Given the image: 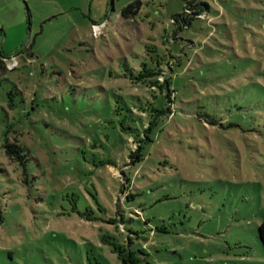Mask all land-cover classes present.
Returning a JSON list of instances; mask_svg holds the SVG:
<instances>
[{
    "label": "rangeland",
    "instance_id": "1",
    "mask_svg": "<svg viewBox=\"0 0 264 264\" xmlns=\"http://www.w3.org/2000/svg\"><path fill=\"white\" fill-rule=\"evenodd\" d=\"M133 1L0 0V151L10 128L36 158L0 156V264H264V0L182 29L185 0ZM90 178L105 209L72 195Z\"/></svg>",
    "mask_w": 264,
    "mask_h": 264
},
{
    "label": "trees",
    "instance_id": "2",
    "mask_svg": "<svg viewBox=\"0 0 264 264\" xmlns=\"http://www.w3.org/2000/svg\"><path fill=\"white\" fill-rule=\"evenodd\" d=\"M186 4H185V11L182 14H179L177 16L174 17V22H178L180 24V22L183 23V25H180V29L184 28V27H188L189 25H191V21L195 18H201L205 15V11L209 8L208 4L206 2H204L203 0H185ZM142 7V1L141 0H135L133 2H131L129 5H127L123 11L122 14L125 18H133L135 17L137 14L140 13ZM12 70L9 67L8 61L6 60L5 57H0V84L3 80L2 78V74L6 73L7 71ZM148 72V71H146ZM142 76L145 78L146 75L142 74ZM11 96V95H10ZM11 100V105H14V101L13 98L10 97ZM118 109V108H117ZM120 109V108H119ZM128 109L131 110V107L128 106ZM141 109H145L143 107H141ZM153 112L156 113V117L153 118L152 121H150L147 124V128L146 131H149L153 128L154 124L157 123L158 121V116L163 115L164 113L169 111V108L167 109H162V110H158L155 107H153ZM146 112V109H145ZM170 114L173 113L172 111H169ZM215 124V122H214ZM10 127V126H8ZM10 130V128H9ZM9 130H8V134L5 135L3 144H2V148L3 150L0 151V156H5L7 159H9V161H11L13 164L17 165L18 168L20 167V169L23 171V174L25 175V178L30 179L31 175H30V168H31V162L33 160H35L36 158L33 156V152L32 150L28 147V145L21 141V139L18 137V135H14L13 137L10 136L9 134ZM148 132H146V138L145 139H150V137L147 135ZM103 138H106V141L103 140ZM135 141L138 143V147L137 148H132V152L129 155V162H127V165L130 166L134 163H136L137 161L142 160V148H143V144H142V140L137 141L135 139ZM109 142L110 139L107 135H105V137L102 136V133L97 135V138L95 139V142L93 144V146L96 148V154H98V152H102V149L105 148H109ZM119 146V143H117ZM116 144V146H117ZM96 154L94 155V159H93V163L95 166L97 167H102V166H108V165H112L114 166L116 164L115 159L113 158H99ZM3 165V163H2ZM6 165V163H5ZM1 166V165H0ZM2 170L5 171V167H0ZM128 182H121L122 184V188L121 191L122 193H125L127 198H131L133 196L132 192H127L128 189L131 188V186L133 185V178L128 177L127 174H125ZM84 188L81 189H77V192L74 191L72 192V195H77L78 197L79 194H83L86 197L88 195H90L92 198H94L98 203L99 206L101 207V209H105L104 205L101 204V202L99 201V191L97 188V184L95 182H93V180L90 178L88 179V181L86 183H84ZM71 195V194H70ZM2 194L0 193V212L1 211V206H2ZM77 206L74 207V209H76ZM93 209V208H91ZM92 210H87L86 212L89 214V212H91ZM80 214H82L83 217H85L88 220H94L96 219V217H92L84 212L79 211ZM117 215L119 216V213H117ZM122 218H120V220H124L123 216H121ZM112 218H110L111 221ZM117 221H119V219H117ZM124 224V221H121ZM163 231H165V229H162ZM258 236L260 241L262 242L263 246H264V221L259 225L258 228ZM109 237L107 236V238H105V241L107 239V242H110ZM115 244V249L118 250L119 255H120V251H119V246L122 247H126L124 245H121L119 243H114ZM127 251H129V253L135 257V259H137L139 262H143L142 258H138V254L135 251H131L130 249L128 250V248H126ZM143 253V251L141 252ZM121 257V256H120ZM122 259V257H121ZM124 262V261H123ZM125 263V262H124ZM127 264V263H125Z\"/></svg>",
    "mask_w": 264,
    "mask_h": 264
},
{
    "label": "water",
    "instance_id": "3",
    "mask_svg": "<svg viewBox=\"0 0 264 264\" xmlns=\"http://www.w3.org/2000/svg\"><path fill=\"white\" fill-rule=\"evenodd\" d=\"M110 2H111V9H113L114 8V0H110Z\"/></svg>",
    "mask_w": 264,
    "mask_h": 264
},
{
    "label": "built area",
    "instance_id": "4",
    "mask_svg": "<svg viewBox=\"0 0 264 264\" xmlns=\"http://www.w3.org/2000/svg\"><path fill=\"white\" fill-rule=\"evenodd\" d=\"M97 28H99V29H100V28H101V26H100V25H97ZM10 69H11V68H10Z\"/></svg>",
    "mask_w": 264,
    "mask_h": 264
}]
</instances>
